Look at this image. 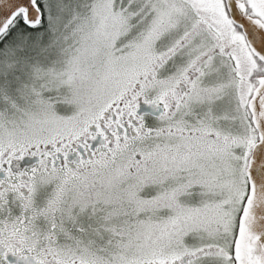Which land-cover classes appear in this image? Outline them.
<instances>
[{"label":"snow or ice","instance_id":"obj_1","mask_svg":"<svg viewBox=\"0 0 264 264\" xmlns=\"http://www.w3.org/2000/svg\"><path fill=\"white\" fill-rule=\"evenodd\" d=\"M0 264H264V0H0Z\"/></svg>","mask_w":264,"mask_h":264}]
</instances>
